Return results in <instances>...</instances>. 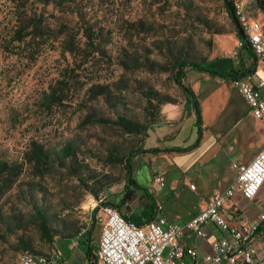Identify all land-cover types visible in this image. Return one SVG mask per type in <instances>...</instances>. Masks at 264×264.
<instances>
[{
	"label": "rangeland",
	"instance_id": "rangeland-1",
	"mask_svg": "<svg viewBox=\"0 0 264 264\" xmlns=\"http://www.w3.org/2000/svg\"><path fill=\"white\" fill-rule=\"evenodd\" d=\"M234 3L249 21L264 24L257 0ZM31 6L44 32L63 24L69 41L82 48L65 52L48 34L11 42L15 7L0 0V264H17L25 243L34 252L50 251L46 231L76 237L101 227L96 200L103 194L121 202L125 160L133 151H143L133 159V178L138 172L146 181L150 165L140 164L151 124L166 123L169 108L190 115L186 93L174 80L175 63L236 69L242 50L243 35L225 0ZM205 77L188 68L183 81L192 87ZM54 90L58 100L50 97ZM121 118L148 130L125 128Z\"/></svg>",
	"mask_w": 264,
	"mask_h": 264
},
{
	"label": "crops",
	"instance_id": "crops-1",
	"mask_svg": "<svg viewBox=\"0 0 264 264\" xmlns=\"http://www.w3.org/2000/svg\"><path fill=\"white\" fill-rule=\"evenodd\" d=\"M261 25L264 30V24ZM236 60V69L212 67L233 70L237 76L246 73L264 76V66L251 49H242L241 56ZM208 75L209 77L191 87L201 107V124L197 123L192 105L188 116L183 115V110L171 108L166 110L168 112L166 123L153 125L148 137V149L158 148L161 152L143 155L140 166L150 165L147 168V178L143 181L137 172L135 179L157 200L158 208L155 210L154 218L162 214L169 222L177 225L186 224L204 210L213 193L228 189L237 179V166L250 163L264 147V127L253 115L246 99L234 87L232 79ZM199 79L200 77H197L196 80ZM191 121L195 122L192 127L188 125ZM186 131H189V135L182 138ZM156 174L165 176L164 187L155 186ZM192 185L195 189L191 187ZM185 186L187 188H183ZM159 193L162 194L161 197ZM142 195L137 193L127 202L129 216L141 214L147 202L146 198L141 199ZM110 202L114 205L119 204ZM224 213L231 222L241 221V213L247 214L250 218L264 213V185L252 200L245 199L239 193L226 200ZM101 229L102 225L101 227L95 225L81 237L58 236L51 250H61L65 264H91ZM206 231V237L187 231L182 238L183 246L188 251H195L198 259L212 253L214 243L224 236L214 224L206 226ZM256 246L258 256L254 264H264V225ZM183 262L196 263L189 255Z\"/></svg>",
	"mask_w": 264,
	"mask_h": 264
},
{
	"label": "built area",
	"instance_id": "built-area-1",
	"mask_svg": "<svg viewBox=\"0 0 264 264\" xmlns=\"http://www.w3.org/2000/svg\"><path fill=\"white\" fill-rule=\"evenodd\" d=\"M264 1V0H262ZM245 38L241 48H249L264 66V30L260 23L251 22L239 3H235ZM236 89L251 107L253 115L264 127V76L246 73L232 79ZM238 176L225 191L213 193L206 208L186 224L177 225L162 214L145 225L127 220L122 212L100 195L96 200L97 219L102 225L98 246L91 264H184L189 255L195 264H254L257 260V238L264 225V213L255 218L241 213V221L231 222L224 213L225 202L236 194L254 199L264 185V147L248 164L237 166ZM166 178L156 174L154 184L163 187ZM195 189V186H191ZM161 209V207H160ZM216 225L224 236L214 243L212 253L198 259L195 251L182 244L187 231L206 237V226ZM82 233L79 237L83 236ZM17 264H65L63 252L53 249L47 254L21 253Z\"/></svg>",
	"mask_w": 264,
	"mask_h": 264
},
{
	"label": "trees",
	"instance_id": "trees-1",
	"mask_svg": "<svg viewBox=\"0 0 264 264\" xmlns=\"http://www.w3.org/2000/svg\"><path fill=\"white\" fill-rule=\"evenodd\" d=\"M15 7V18H16V24L13 26V28L9 31L8 36L12 37L11 42H18V43H24L26 38H28L29 36H32L33 34H41L42 36L44 35H49L52 37V40L55 44L59 43L61 44V47L63 49V51L65 52H70V53H76L77 51H80L82 48V45L80 44V42L78 41V43H74L69 41V37H73L72 34H70V32L67 29H64L65 25H61V26H49L47 27V31L44 32V25H43V21L40 22H36L33 21V16H36V12L34 11V9L32 8L31 4L32 3H38L44 6L47 5H58V6H63L66 5L70 2H77V0H10ZM258 4L260 6V8L264 9V1L262 0H257ZM225 4L226 7L228 9L229 12V16L235 21V23L237 22V26H239L241 29V23L240 20L237 16L236 13V6L234 3V0H225ZM30 30V31H28ZM67 30V31H65ZM243 32V30H242ZM244 33V32H243ZM243 40V38H242ZM90 46H92L93 48H95L94 44H91ZM175 70H176V74L174 76V80L176 82V84L183 89V91L186 93V97H187V104L192 105V107L195 110L196 113V119H197V123L198 125L201 124L202 122V112H201V107L198 101V97L196 95V93L194 92V90L186 85L184 83V77L186 76V71L188 68L191 69H195L198 70L200 72H206L208 74H210L211 76H218L221 78H225V79H234L237 77V73H235V71H228L225 69H219V68H214L212 66L210 67H206L204 65V63L202 62H197L194 60L191 61H187L185 59H179L176 63H175ZM100 87L102 85H99ZM105 88H108L107 85L103 86ZM60 91V95H61ZM51 98H53L54 100H58V98H60V96L58 95L57 90H54V92L50 95ZM119 122L121 125H123L125 128H129L131 130H136L138 132H141L142 130H148L146 127H144L143 125L137 124L133 121L127 120L125 118H121L119 119ZM155 125V122L151 124V127ZM150 130V129H149ZM149 132V131H147ZM148 134V133H147ZM66 156H70L71 154V150H70V145H68V147H66ZM145 150L146 153H151V154H158L161 152V149L158 148H154V149H143ZM141 150H137V151H133L132 153L129 154V157L126 158L125 160V168H126V172H127V179H126V183H125V195L123 197V199L121 200V202L118 205H114L115 207H117L122 214L127 218L128 221L136 224V225H143L151 220L154 219V215H155V210L158 208V204H157V200L156 198L150 194V192L148 191V189H146L145 187H143L141 184H139L134 178H133V171H134V163H133V159L136 155L140 154ZM137 193H142V197L141 199L143 200L144 198L147 199L146 204L144 205V208L141 212L140 215H128V206L126 205L128 201H130L132 198L135 197V195H137ZM124 208V210H123ZM95 212H98V208L95 209ZM90 231V230H89ZM91 234V232H89ZM44 236L48 239L49 242H51L52 246L51 249L53 247L54 241L56 239L55 234H52L50 231H46V233H44ZM50 249V251H51ZM50 251H48L47 253H49ZM24 252H31V253H36V254H47V253H39V252H34L32 250H30V246L25 243L24 244V250L21 251L19 253V255L21 253ZM18 255V257H19ZM93 258V257H92ZM18 261V259H17Z\"/></svg>",
	"mask_w": 264,
	"mask_h": 264
},
{
	"label": "water",
	"instance_id": "water-1",
	"mask_svg": "<svg viewBox=\"0 0 264 264\" xmlns=\"http://www.w3.org/2000/svg\"><path fill=\"white\" fill-rule=\"evenodd\" d=\"M235 21H236V19H235ZM236 24H237V22H236ZM238 25V24H237ZM239 27V26H238ZM239 29H240V31H241V33H242V35H243V38H245V34L242 32V29L239 27Z\"/></svg>",
	"mask_w": 264,
	"mask_h": 264
}]
</instances>
